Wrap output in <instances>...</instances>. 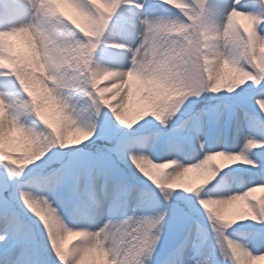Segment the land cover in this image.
<instances>
[{
	"label": "snow or ice",
	"instance_id": "snow-or-ice-1",
	"mask_svg": "<svg viewBox=\"0 0 264 264\" xmlns=\"http://www.w3.org/2000/svg\"><path fill=\"white\" fill-rule=\"evenodd\" d=\"M0 264H264V0H0Z\"/></svg>",
	"mask_w": 264,
	"mask_h": 264
},
{
	"label": "rangeland",
	"instance_id": "rangeland-1",
	"mask_svg": "<svg viewBox=\"0 0 264 264\" xmlns=\"http://www.w3.org/2000/svg\"><path fill=\"white\" fill-rule=\"evenodd\" d=\"M19 43V42H18ZM259 195V193H257Z\"/></svg>",
	"mask_w": 264,
	"mask_h": 264
}]
</instances>
